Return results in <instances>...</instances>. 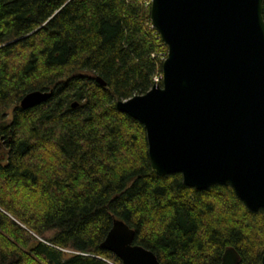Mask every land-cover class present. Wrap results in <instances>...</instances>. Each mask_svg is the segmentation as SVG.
Instances as JSON below:
<instances>
[{
  "label": "trees",
  "instance_id": "trees-1",
  "mask_svg": "<svg viewBox=\"0 0 264 264\" xmlns=\"http://www.w3.org/2000/svg\"><path fill=\"white\" fill-rule=\"evenodd\" d=\"M149 8L0 0V264H122L100 248L115 219L161 264H220L228 247L260 264L263 212L157 176L142 125L116 110L161 73ZM33 91L51 96L22 109Z\"/></svg>",
  "mask_w": 264,
  "mask_h": 264
},
{
  "label": "water",
  "instance_id": "water-1",
  "mask_svg": "<svg viewBox=\"0 0 264 264\" xmlns=\"http://www.w3.org/2000/svg\"><path fill=\"white\" fill-rule=\"evenodd\" d=\"M262 1L151 0L150 22L167 50L162 80L115 107L142 125L157 176L179 174L197 191L230 186L249 212L264 214ZM50 96L33 91L19 105L30 109ZM134 236L115 219L100 248L122 264H161ZM239 262L234 248L223 251L220 264Z\"/></svg>",
  "mask_w": 264,
  "mask_h": 264
},
{
  "label": "built area",
  "instance_id": "built-area-1",
  "mask_svg": "<svg viewBox=\"0 0 264 264\" xmlns=\"http://www.w3.org/2000/svg\"><path fill=\"white\" fill-rule=\"evenodd\" d=\"M142 3L145 7H150L151 4V0H142ZM150 28L152 29V25L150 26ZM167 56V50L163 51V52H159L157 57L161 60V62H163L165 60ZM162 80V73H157L153 76V84H159Z\"/></svg>",
  "mask_w": 264,
  "mask_h": 264
}]
</instances>
